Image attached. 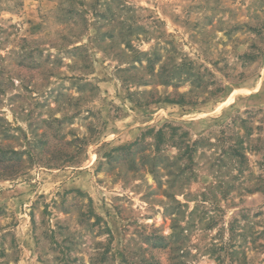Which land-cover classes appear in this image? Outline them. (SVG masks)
Masks as SVG:
<instances>
[{
	"label": "rangeland",
	"instance_id": "374dc122",
	"mask_svg": "<svg viewBox=\"0 0 264 264\" xmlns=\"http://www.w3.org/2000/svg\"><path fill=\"white\" fill-rule=\"evenodd\" d=\"M0 264H264V0H0Z\"/></svg>",
	"mask_w": 264,
	"mask_h": 264
}]
</instances>
